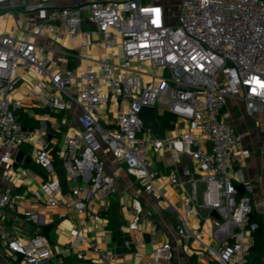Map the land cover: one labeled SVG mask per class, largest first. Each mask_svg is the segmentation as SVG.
I'll return each instance as SVG.
<instances>
[{
  "label": "built area",
  "instance_id": "built-area-1",
  "mask_svg": "<svg viewBox=\"0 0 264 264\" xmlns=\"http://www.w3.org/2000/svg\"><path fill=\"white\" fill-rule=\"evenodd\" d=\"M7 1L0 0V4ZM24 10L34 13L31 26L21 33L0 31V159L4 177L11 168L13 150L34 139L35 162L46 178L33 195L37 199L45 195L50 206L61 201L76 213L80 226L70 229L67 249H74L77 258L83 259L82 218L84 214L94 216L87 212L89 197L93 194L102 199L115 189L105 157L120 159L133 179L143 182L144 191L150 193L156 190L152 180L157 171L150 166L149 146L166 147L173 150L174 162L182 154L193 160V169H181L189 190L183 209L188 212L193 204L215 210L210 240L219 246L203 242L200 228H190L181 213L177 214L178 235L198 241L217 264H243L251 245L247 239L258 224L251 219L252 186L238 167L240 158L250 150L242 146L243 133L232 124L227 102L240 101L244 116L260 114L264 123V0H179L174 22L165 6L153 0H72L70 5L35 0L26 3ZM83 23L89 28L83 29ZM79 33L83 35L81 46L89 45L90 37L95 36V44L110 49L112 57L119 49L122 61L115 64L101 55L95 64H87L73 95L69 74L52 67L46 47L35 38H75ZM24 72L37 77L25 93L38 97V109H68L70 104L60 101L61 95L80 107V128L65 135V146L57 152L64 180L69 183L66 189L59 177L51 176L55 167L47 139L49 114H37V124L31 128L19 121L24 105L11 91L24 79ZM110 97L126 104L115 121L105 117L104 106ZM157 103L161 105L158 110ZM143 106L174 114L173 125L176 120L183 124L179 137L169 141L155 136L139 116ZM204 143L209 144L207 150ZM167 177L173 185L179 184L175 170ZM198 183L203 184L200 197ZM5 205L12 206L13 199L0 189V207ZM131 207L136 215L129 227L135 229L142 210L140 201L133 199ZM24 215L39 223L37 211L26 210ZM0 240L9 252L20 255V264H47L54 255L40 232L23 241L9 239L0 230ZM91 247L100 251L97 244ZM171 257V244L164 242L152 250L144 264Z\"/></svg>",
  "mask_w": 264,
  "mask_h": 264
},
{
  "label": "crops",
  "instance_id": "crops-1",
  "mask_svg": "<svg viewBox=\"0 0 264 264\" xmlns=\"http://www.w3.org/2000/svg\"><path fill=\"white\" fill-rule=\"evenodd\" d=\"M31 1L35 0H9L0 4V31L12 34L17 30L21 33L31 26L34 13L24 10V5ZM56 1L58 4H72V0ZM82 28L88 29L89 26L83 23ZM82 38L83 35L80 33L75 38H35L46 47L45 52L52 67L69 74L71 82L69 92L73 95L77 93L81 83L79 75L87 64H95L101 55L108 56L115 64L122 61L119 49H115L117 56L112 57L110 49L95 44L97 37H90L91 43L85 47L81 46ZM22 74L25 80L20 79L11 91V96L20 98L24 105L19 112V121L21 122V117L25 118L27 122L21 124L31 128L37 124V114L42 112L49 114L47 139L55 167L51 176L59 177L62 180V187L66 189L69 183L61 175L57 152L65 146V135L80 128L78 123L80 107L70 98L61 95L60 101L70 104L68 109L62 111L38 109L36 107L38 97L25 93L26 87L34 85L37 77L28 72ZM47 87L49 88L50 84H47ZM125 106L126 104L117 98L110 97L104 106L106 119L115 121L119 110ZM227 108L231 111L232 124L243 133L242 146L250 150L249 154L240 158L238 167L252 186L251 219L254 220L253 215H256L262 222L263 249L258 258L250 250L254 242L252 235L247 239L251 245L243 264H264V154L261 153V147L264 146L263 117L260 114L244 116L242 103L235 99L228 100ZM157 125L156 130L151 129L152 133L169 141H175L183 129V124L178 120L170 127L163 128L158 123ZM175 146L178 148L179 143L176 142ZM203 147L207 150L209 144L204 143ZM35 150L34 139L13 150L9 159L11 168L6 177L3 175L4 162L0 159V189L8 192L13 199L12 206L0 207V230L9 239L20 238L25 241L38 232L42 233L44 225H50L47 236L43 235L54 255L47 264H144L152 250L164 242H170L172 257L169 260L159 259L156 264H217L198 241L182 238L176 230L177 214L181 213L186 215L190 228H200L203 242L210 243L215 248L219 246L210 240L212 220L216 217L212 210L193 204L190 205L188 212L183 209L189 190L181 169L185 167L193 169L194 162L191 157L182 154L180 160L174 162L173 150L166 147L152 149L149 146L150 166L157 171L152 180L156 190L146 193L143 182H136L133 179L126 171L125 163L107 155L104 159L105 168L114 177L115 189L102 199L90 195L87 212L94 216L89 218L83 215L81 230L85 238L83 247L85 258L79 259L74 249H67V243L72 239L70 229L73 226H80L76 213L61 201L55 206H50L45 201V195L40 199L33 195L32 191L38 189L39 184L46 178L45 171L35 162ZM18 151H21L23 156L15 160ZM1 153L0 147V155ZM25 156L29 159H24ZM171 170H175L177 174L179 180L177 185L168 180L167 175ZM199 187L202 190L203 184L197 185L198 196ZM133 199H138L142 208L137 214L135 229L129 227L130 221L136 215L131 207ZM30 209L38 212V224L26 219L24 212ZM153 225L154 228L151 229ZM92 244H97L100 251L93 250ZM20 258V255L9 252L0 240V264H20Z\"/></svg>",
  "mask_w": 264,
  "mask_h": 264
},
{
  "label": "trees",
  "instance_id": "trees-1",
  "mask_svg": "<svg viewBox=\"0 0 264 264\" xmlns=\"http://www.w3.org/2000/svg\"><path fill=\"white\" fill-rule=\"evenodd\" d=\"M24 119L25 118H23V117H21V119H20L22 124H25L27 122ZM174 120H175L174 114L170 113L167 110H164L161 113H157V115H156L157 123L163 128L170 127L173 124ZM253 218L257 222L258 227L252 233L253 238H254V242H253V245L250 247V250H252L258 258L259 254L261 253V251L263 249L262 222H261L260 218L257 217L256 215H253Z\"/></svg>",
  "mask_w": 264,
  "mask_h": 264
},
{
  "label": "water",
  "instance_id": "water-1",
  "mask_svg": "<svg viewBox=\"0 0 264 264\" xmlns=\"http://www.w3.org/2000/svg\"><path fill=\"white\" fill-rule=\"evenodd\" d=\"M156 111H155V107L154 106H143L141 107L140 111H139V116L141 117V119L143 120L144 124L149 127L152 130H156L157 129V121H156ZM23 155L21 153V151H18L15 157V160H18L19 158H21ZM24 159H29L28 156H25ZM61 175L64 176V171L61 168L60 169ZM238 190L240 192L243 191V187L242 185H238L237 186ZM212 213L217 217V213L215 212V210H212ZM50 228V225H44L42 227V234L47 236V232Z\"/></svg>",
  "mask_w": 264,
  "mask_h": 264
},
{
  "label": "rangeland",
  "instance_id": "rangeland-1",
  "mask_svg": "<svg viewBox=\"0 0 264 264\" xmlns=\"http://www.w3.org/2000/svg\"><path fill=\"white\" fill-rule=\"evenodd\" d=\"M157 1L165 6V9L167 10L168 15L171 18V22H174L175 16H176V8L178 6L179 0H153ZM161 105L156 104V109H160ZM240 113V112H239ZM200 190V187H199ZM201 191V190H200ZM200 191H199V196H200Z\"/></svg>",
  "mask_w": 264,
  "mask_h": 264
}]
</instances>
